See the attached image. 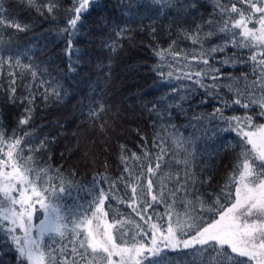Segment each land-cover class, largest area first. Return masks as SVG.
<instances>
[{
    "label": "snow or ice",
    "instance_id": "obj_1",
    "mask_svg": "<svg viewBox=\"0 0 264 264\" xmlns=\"http://www.w3.org/2000/svg\"><path fill=\"white\" fill-rule=\"evenodd\" d=\"M20 2L41 18L46 12L55 19L59 7L58 0ZM210 3L212 11L207 18L198 15L202 0H149L148 3L119 0L118 7L123 10L121 14L129 18H135L141 10H154L165 15L166 10H175L176 16L184 23L192 17L193 26L179 28L178 38L172 40L167 48L153 49V54L158 57V63L152 66L158 76L154 86L157 89L166 87L168 91L152 101L150 107H145L150 114L164 119L171 118L173 110L186 115L184 105L191 106L198 89L205 90L200 104L206 103L209 97L217 101L218 106L211 113H202L192 119L202 126L205 122L220 121L226 127L201 129L196 124L192 126L196 131L203 130L204 135L209 131H235L243 139L241 163L233 168L214 198L212 193L206 198L200 192L211 177L201 179L193 168L199 137L185 138L172 134L171 143L176 149L173 150L165 142L169 139L167 129L164 130V138L159 133L154 137L155 151L142 148L140 154L131 152L127 155L126 145H120L119 160L123 172L116 181L109 182L106 175L95 174L91 185L84 187L79 182L66 179L59 168L53 169L46 163L41 166L40 154L47 153L50 160V146L57 143V138L48 134L39 138L32 128L35 101L38 95H42L45 102L58 101L67 92L55 77L51 80L42 78L50 76V73L35 63L29 55L31 48L7 57L2 54L12 48L11 38L7 45L3 40L7 30L17 34L34 32L36 25L10 16L0 5V68L7 65L10 69H19L21 79L28 73L32 77V82L25 85L27 95L17 97V72H9L7 102L26 105L11 136L0 111V233L5 237L4 243H10L15 251L17 264H165L166 260L167 264H172L171 259H167L169 250L193 258L184 262L177 260L176 264H264V123L257 125L254 122L257 118L264 119V0H210ZM105 8L102 0H72V6L66 9L71 18L67 19L66 27L57 30V34L67 36L62 55L68 59V73H75L82 61L75 38L79 28L83 27V18ZM180 22L172 21L173 24ZM97 23L100 25L98 30L110 29V36L131 38L125 35L131 31L130 28L110 24L106 16H101ZM156 33L157 29L152 27L150 35L153 39ZM181 36L196 46L191 52L176 50ZM32 39H44V34H36ZM213 39L220 42L212 44ZM47 46L44 44L41 50ZM229 46L246 49L250 55L244 58L240 52H233L229 56L226 52ZM105 47L115 53L118 45L112 40L106 41ZM217 55L222 57L218 61L221 67L213 66ZM21 57L30 63L24 64ZM249 63L251 79L248 73L242 72L234 77L222 71L226 65L247 66ZM194 65L202 67L194 70ZM165 66L169 69L167 72L163 70ZM37 79L39 85H35ZM206 80L211 82L205 83ZM221 80L229 83L222 84ZM39 88L44 91L39 92ZM223 88L232 94L231 101L221 95ZM234 105L244 109V114L225 116V110ZM86 107L88 121L95 127L107 108L103 102L91 99ZM106 123L99 122L102 132L107 130ZM170 127L175 128V125ZM25 128L29 130L25 131ZM246 128L249 130L245 131ZM76 135L73 132L71 138ZM157 139L159 143H156ZM166 168L169 171L165 172ZM173 168L177 169L174 173L171 171ZM71 175L74 176L75 172ZM156 177L159 178L158 183L154 179ZM101 182L108 183L107 191L100 186ZM120 183L124 184L126 191L118 202L127 203L143 221L142 224H134L135 231L129 229L133 221L115 217L109 220V212L105 210L110 196L116 199L113 193ZM127 190L131 192L130 198ZM74 191L76 196H73ZM82 191H87L92 199L86 203L77 202ZM65 200L73 203L69 205ZM161 204L165 207L164 213L152 211ZM36 205L44 213V219L38 225L32 222ZM45 237L53 244L57 237L61 241L68 239L69 243L52 248L45 243ZM0 264H5L2 258Z\"/></svg>",
    "mask_w": 264,
    "mask_h": 264
},
{
    "label": "trees",
    "instance_id": "obj_2",
    "mask_svg": "<svg viewBox=\"0 0 264 264\" xmlns=\"http://www.w3.org/2000/svg\"><path fill=\"white\" fill-rule=\"evenodd\" d=\"M148 3L149 0H142ZM59 7L55 12V19H52L45 12L44 18L36 14L34 10H29L21 5L20 0H0V5L10 14V16L18 17L24 22H33L36 27L34 32L17 34L9 29L3 35L5 45L11 38L12 48L10 51H4L2 54L7 57L14 54L23 53L26 49L31 48L29 53L33 57L36 64L41 68H47L50 76H43L45 80H56L66 90L67 95H63L60 100H50L45 102L42 95H38L35 101V111L33 114L32 128L36 130L39 138H43L46 134L55 136L57 143L50 146L51 159L48 154H40L42 156L41 166L50 164L53 169L59 168L66 179H72L79 182L80 185L88 187L93 181L95 174H104L109 178V182L116 181L123 172V165L119 160L120 145H126L130 155L131 152L141 153L142 148L155 151L153 149L154 137L164 138L167 129L169 139L165 142L170 148L175 149V145L171 143V135H180L185 138L199 137L196 140L197 158L193 162L194 170L200 175L201 179L211 177L208 184L200 188V192L205 194H214L219 192L220 188L226 183L229 174L233 168L241 163L242 137L235 131L213 132L209 131L204 135L203 130L196 131L192 124H196L192 118L202 113H211L218 106L216 100L208 98L206 103L200 104L199 101L204 99L205 90L198 89L191 106L187 103L184 108L187 110L186 115L173 110L171 118L165 117L158 119L154 113H149L145 105L150 107L151 102L158 96L168 91V88L162 87L157 89L154 82L158 80L157 73L152 70V66L158 63V57L153 54L156 47L167 48L172 40L178 38V29L192 27V17L188 18V22L184 23L182 18L175 14V10L167 11L166 15L154 10H141L135 18H129L122 15V9L118 7L119 0H102L106 5L103 11L96 10L83 18V27L79 28V34L75 38V46L80 50L82 61L77 67L75 73H68V59L62 55L63 49L67 45V36L57 34L58 29L67 26V19L71 18L66 9L72 6V0H58ZM212 11L210 0H202L200 13L205 18ZM101 16H106L110 24H119L121 27L130 28L131 31L126 36L131 38L117 39L115 35H109L110 29L106 28L98 30L100 25L97 23ZM45 20L47 22H45ZM180 20V23L173 24L172 21ZM43 27H40V25ZM169 25H171V36H169ZM252 26V25H250ZM258 27V25H256ZM152 27L157 29L156 38L150 35ZM44 34V39L39 41L33 40L36 34ZM115 40L118 47L113 53L109 48L105 47L106 41ZM179 43L176 50L191 52L194 47L191 41L184 40L179 37ZM217 39L211 41L212 44L219 43ZM47 44L46 48L41 50L42 46ZM211 46V45H206ZM229 56L233 52H240L244 58L250 53L246 49L238 50L229 46L226 49ZM22 58L24 64L30 63L28 59ZM217 55V59L213 61L214 67H221L218 61L221 59ZM75 59V57H73ZM239 59V57H236ZM102 65L103 67H98ZM201 66H195L194 70H199ZM164 72L169 69L165 66ZM17 72V97L27 95L25 85L32 82L31 74L20 76L19 69H10L7 65L0 68V111L3 112L8 135L11 136L12 130L17 128L19 120L25 104L19 102L11 104L7 102V89L10 83L9 72ZM222 71L225 75L231 74L238 77L242 72L248 73L252 78V67L249 65L236 64L235 66H223ZM206 80L205 83H210ZM191 83V82H185ZM220 83L227 84L229 81L221 80ZM39 85V79L35 82ZM35 91V86L33 88ZM39 92H43V88H39ZM221 95L231 101L232 94L227 88L221 89ZM103 102L107 111L102 114L101 121H106V132H102L99 128V122L93 127L86 116L89 100ZM83 107V111H82ZM244 109L239 106H233L226 109L225 116L243 115ZM264 120V119H263ZM261 119L254 122L258 125ZM63 125V127H61ZM175 125V128L170 127ZM217 126L226 127L223 122L212 121L205 122L204 125L196 124L197 128L207 127L215 129ZM28 131V128L24 129ZM249 129H245L247 131ZM75 132V138H71V134ZM18 134H22L19 133ZM141 137L144 139L142 140ZM38 143V140L36 141ZM160 140L157 139L156 143ZM34 147V145H33ZM250 149V146H247ZM69 149H73L69 152ZM63 153V155H61ZM28 155L27 151L24 153ZM131 166V164H130ZM201 169L203 172L201 173ZM75 172L72 176L71 173ZM165 172L169 169H165ZM173 173L176 168L171 169ZM159 181V178H154ZM101 187L108 190V183L101 182ZM124 184L120 183L118 190L113 195L116 199L110 198L106 201L105 210L109 212V220L113 217L122 218L133 221L129 225V229L135 231V223H143L132 208L127 203H119L118 200L125 196ZM234 192V189H233ZM77 193L74 191L73 196ZM79 203H86L92 199L87 191L79 194ZM127 196L130 198L131 192L127 190ZM65 203L71 205L72 200H65ZM34 214L35 222L44 218L43 210L39 209ZM182 211V209H178ZM155 213H164V205H157L152 210ZM152 214V213H150ZM165 217V221H166ZM7 223V222H5ZM5 237L0 233V258L5 264H17L16 253L10 243L5 244ZM45 243L50 244L52 248H57L61 243H69L68 239L61 241L56 238V243L45 237ZM6 253V254H4ZM167 259H171L172 264H176L177 260L184 262L190 261L191 256H181L178 253L169 250ZM167 264V260L165 261Z\"/></svg>",
    "mask_w": 264,
    "mask_h": 264
},
{
    "label": "rangeland",
    "instance_id": "obj_3",
    "mask_svg": "<svg viewBox=\"0 0 264 264\" xmlns=\"http://www.w3.org/2000/svg\"><path fill=\"white\" fill-rule=\"evenodd\" d=\"M245 111V110H244ZM244 111H243V114H244ZM258 119V118H257ZM257 119H255V120H257ZM261 123H264V120L263 119H261V121H260V123H258V125L259 124H261ZM18 207V206H17ZM36 209H38V206L36 205ZM35 214V213H34ZM44 219V218H43ZM33 224H36V225H38L39 224V222L40 221H38V222H35V220H34V215H33ZM17 232H18V234L19 235H21V236H23V233L22 232H19V230H17Z\"/></svg>",
    "mask_w": 264,
    "mask_h": 264
}]
</instances>
